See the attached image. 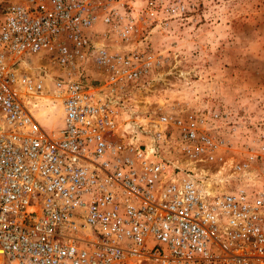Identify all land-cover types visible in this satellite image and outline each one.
<instances>
[{
    "label": "built area",
    "instance_id": "obj_1",
    "mask_svg": "<svg viewBox=\"0 0 264 264\" xmlns=\"http://www.w3.org/2000/svg\"><path fill=\"white\" fill-rule=\"evenodd\" d=\"M195 12L0 0V264H264V121L209 101L123 121L164 63L150 36Z\"/></svg>",
    "mask_w": 264,
    "mask_h": 264
},
{
    "label": "rangeland",
    "instance_id": "obj_2",
    "mask_svg": "<svg viewBox=\"0 0 264 264\" xmlns=\"http://www.w3.org/2000/svg\"><path fill=\"white\" fill-rule=\"evenodd\" d=\"M194 1L196 12L187 25L150 36L164 63L127 96L123 121L201 108L209 101L229 107L245 130L254 131L264 121V0ZM58 116H52L56 123Z\"/></svg>",
    "mask_w": 264,
    "mask_h": 264
}]
</instances>
